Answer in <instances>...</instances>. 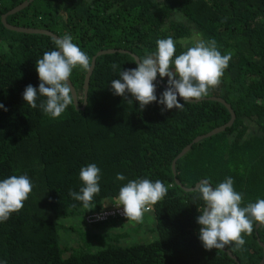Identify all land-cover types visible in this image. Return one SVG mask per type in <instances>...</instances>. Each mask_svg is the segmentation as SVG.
<instances>
[{"label": "trees", "instance_id": "16d2710c", "mask_svg": "<svg viewBox=\"0 0 264 264\" xmlns=\"http://www.w3.org/2000/svg\"><path fill=\"white\" fill-rule=\"evenodd\" d=\"M26 1L0 0V41L7 43V51L0 50V103L7 109H0V178L27 174L35 187L23 208L0 223V259L7 264H262L259 223L244 236L243 247L205 249L196 221L202 201L185 189L204 179L215 186L231 176L243 194L242 206L264 198V0H35L7 23L58 38L70 34L91 66L99 53L117 51L97 58L85 110L74 102L57 119L22 98L27 85L40 83L35 62L55 48L49 36L18 33L3 24V17ZM169 36L176 43L174 55L197 39L215 40L222 54L230 53L219 85L180 110L162 111L155 102L141 110L130 94L114 95L110 81L118 72L112 65L135 68V57L154 52L156 41ZM89 70L76 69L70 78L81 108ZM157 79L159 97L167 77ZM211 98L231 106L236 122L196 144L177 162L175 176L180 154L232 119L228 108ZM89 163L102 177L93 209L69 195L79 191V171ZM117 173L126 179L117 181ZM136 178L168 186L150 214L139 222L88 223L89 216L116 205L119 188Z\"/></svg>", "mask_w": 264, "mask_h": 264}, {"label": "clouds", "instance_id": "9594fccd", "mask_svg": "<svg viewBox=\"0 0 264 264\" xmlns=\"http://www.w3.org/2000/svg\"><path fill=\"white\" fill-rule=\"evenodd\" d=\"M156 50L146 54L136 62V67L121 70L118 78L110 81L114 95H131L142 110L155 102L163 105V110L182 109L191 99L205 97L219 85L231 54H222L215 40L197 39L194 46L188 47L179 55L172 37L156 41ZM0 50L7 51V43L0 41ZM91 58L70 34L55 40V48L45 51L35 62L40 81L38 87L27 85L22 93L23 100L33 109L39 108L53 119L60 118L68 106L80 101L73 95L69 81L76 69L89 70ZM157 76L167 77L165 89L157 96ZM178 97L183 98V103ZM0 109L7 111L4 104ZM101 169L95 163L81 167L79 191H69V195L82 203L85 209L95 207L94 198L99 194ZM115 179L124 181L126 177L117 173ZM35 187L27 174L10 175L0 178V223L6 222L13 213L19 212ZM195 200L202 201L196 221L198 238L207 249L237 248L245 245V235L253 231L254 223L264 225V198L242 206L243 194L234 188V179L226 177L215 186L209 180H201L195 189ZM168 193V186L161 180L136 178L128 180L118 191L117 206H123L124 215L132 221H141L145 212ZM0 264H7L0 259Z\"/></svg>", "mask_w": 264, "mask_h": 264}, {"label": "water", "instance_id": "95a60500", "mask_svg": "<svg viewBox=\"0 0 264 264\" xmlns=\"http://www.w3.org/2000/svg\"><path fill=\"white\" fill-rule=\"evenodd\" d=\"M35 0H28L26 2H24L22 5L18 6L16 9L12 10L11 12H9L6 16L3 17V24L5 25V27L8 29V30H11V31H15V32H18V33H22V34H29V35H44V36H49L53 39H57L58 37L56 35H54L53 33L49 32V31H44V30H34V29H29V28H18V27H14V26H11L7 23V18L11 15H15V14H18L19 12L25 10L26 8H28ZM117 53V51H106V52H101L98 54V56L96 58H94L93 60V63H92V66L90 68V70L88 71V74L86 76V80H85V86H84V95H85V101H84V106L83 108L79 107V102L78 101H75V106L77 107V110L81 109L82 111L85 110V108L87 107L88 105V93H89V86H90V80L93 76V73H94V70H95V67H96V60L98 57H101V56H104V55H111V54H115ZM120 53H123V54H128L129 52H126V51H120ZM136 59V62L139 60L138 57H135ZM156 82H158L159 84H162V82L157 79ZM69 84L70 86L72 85V91H73V95L75 96V93L78 97V93H77V90L74 88L73 84L71 81H69ZM180 100L183 101V98H180L178 97ZM211 101H215V102H219V103H222L224 104L231 116H232V119L231 121L226 125V126H223L221 128H218L216 130H214L213 132L207 134V135H204V136H201V137H198L191 145H189L181 154L180 156L177 158V160L174 162V165H173V171L175 173V176H176V165H177V162L180 161L182 158H184L185 155H187L192 149L193 147L196 145V144H200L202 143L203 141H206V140H209V139H212L213 137L217 136V135H220L224 132H226L229 128H232L233 125L235 124L236 122V114L234 113L233 109L231 106H229L228 104H226V102L224 100H221V99H218V98H211L210 99ZM196 102H201V100H194V99H191L188 103H196ZM177 184L179 186H182L180 181L177 180L176 181ZM198 187V185L196 186ZM195 188H192V189H185L186 192L188 193H193V192H196L195 191ZM264 225H261L259 224L257 228H260ZM224 251L227 252L226 248L223 249ZM232 256V255H231ZM262 264H264V261L262 262Z\"/></svg>", "mask_w": 264, "mask_h": 264}, {"label": "built area", "instance_id": "2783aa9c", "mask_svg": "<svg viewBox=\"0 0 264 264\" xmlns=\"http://www.w3.org/2000/svg\"><path fill=\"white\" fill-rule=\"evenodd\" d=\"M152 212V208L149 211L145 212L144 215L150 214ZM109 219H127L123 212V206L114 205L111 209H107L100 213L91 215L87 218L89 224H97L105 222Z\"/></svg>", "mask_w": 264, "mask_h": 264}]
</instances>
